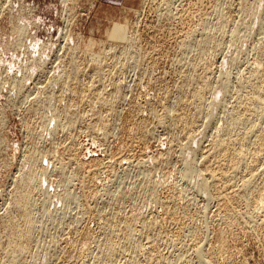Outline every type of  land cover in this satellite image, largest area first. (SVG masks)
Returning <instances> with one entry per match:
<instances>
[{
  "label": "rangeland",
  "instance_id": "rangeland-1",
  "mask_svg": "<svg viewBox=\"0 0 264 264\" xmlns=\"http://www.w3.org/2000/svg\"><path fill=\"white\" fill-rule=\"evenodd\" d=\"M119 24L127 25L125 42L116 31ZM263 27L264 0H0V221L12 211L28 155L35 153L38 160L39 187L31 202L35 232L26 264H96L93 257L110 239L105 227L137 211L143 221L156 227L146 231L141 221L135 223L134 242L143 248V253L135 254L136 264H147L143 260L149 247L162 252L163 264H201L194 250L197 245L212 264H264V205H258L260 209L240 196L231 207L241 220L227 227L223 200L214 199L218 194L213 188L210 194L202 191L199 177L206 163H212L210 148L215 138L224 136L232 123L228 118L244 111L252 117L254 103L244 83L253 82L249 75L260 65ZM188 75L197 77V84L210 86L205 94L207 111L193 116L191 133L177 117H167L171 110L181 115V100H192V90L199 85L190 87L194 80ZM103 100L113 102L114 111L100 106ZM193 108L188 106V112L192 114ZM65 111L72 114L73 127ZM58 112L57 120L54 113ZM130 116L134 123L145 121L144 142L128 135ZM257 121L261 131L264 118ZM105 123L109 131L103 135L99 131ZM230 127L235 139L239 130L234 128L232 137ZM249 145L244 148L250 150ZM192 157L193 168L199 171L185 175ZM262 157L264 153L252 164L248 156L245 161L251 163V170L245 169L248 164L242 165L235 177L228 178L233 183L230 180L225 191L240 195L247 171L260 174L253 176L254 181L258 179L255 186H260ZM67 172L76 176L64 189L61 178ZM146 184L157 187L156 200L143 194ZM67 189L73 195L71 201H64ZM174 212L178 213L176 223L170 217ZM198 224L201 236L195 238L191 233ZM221 233L231 258L211 256ZM81 244L91 245L89 256L82 255ZM124 246L116 253L115 264L132 260L133 251ZM0 259H5L1 247Z\"/></svg>",
  "mask_w": 264,
  "mask_h": 264
},
{
  "label": "bare ground",
  "instance_id": "bare-ground-1",
  "mask_svg": "<svg viewBox=\"0 0 264 264\" xmlns=\"http://www.w3.org/2000/svg\"><path fill=\"white\" fill-rule=\"evenodd\" d=\"M136 1H138V0H135V2ZM216 1V0H215ZM132 5H136L135 3L134 4H132ZM188 11V10H187ZM185 14V13H184ZM189 19V18H188ZM127 28V25H125V24H119V25H117V27H116V31H118V32H121V36H120V40L121 41H123V40H127V39H125L126 38V33L125 32H123V31H125L124 29H126ZM264 28V27H263ZM222 28L220 27V29L219 30H221ZM184 32V31H183ZM184 35V34H183ZM112 37V36H111ZM110 37V38H111ZM113 37H115V35L113 36ZM112 37V38H113ZM117 39V38H116ZM187 39V38H186ZM118 40H119V38H118ZM179 40V39H178ZM182 41V40H181ZM123 42H125V41H123ZM179 42V41H178ZM263 44V43H262ZM182 45V44H181ZM185 45V44H184ZM205 45V44H204ZM260 45V44H259ZM179 46V45H178ZM264 46V45H263ZM139 48V47H138ZM137 48V49H138ZM181 48V47H180ZM258 50V49H257ZM137 55V54H136ZM147 55V54H146ZM95 56V55H94ZM259 56H260V59H259V63H260V65H261V67H262V69H257L258 68V66L260 67V65H256L257 66V68H256V70L254 71V72H252V75H251V77H250V75H249V78L250 79H252L253 80V82L252 81H249L250 82V84H249V82H248V85H247V83L245 84L244 83V86H245V88L246 87H248L247 89H249V91H248V93L247 94H249V99H250V101L252 100V102L254 103L252 106H253V110H251L250 109V114L252 115V119L253 120H255V121H252V120H250L251 118L245 113L244 114V112H242V114L240 113V115H236L234 112H233V115L235 114L236 116H234L233 118L231 117V118H228L229 120H232V123L231 124H229L228 126H229V128H231L230 126H232V130L234 131V128H237L238 130H239V135L235 138V139H233V138H231V129L229 130V128L228 129H226L225 131H223V133H224V136H222V137H217V138H215V141L213 142V144L211 143V142H209V143H211L212 144V148H210V150H212V157L209 159V160H212V163L210 164H208V163H206V165L203 167V169L201 170V171H203V173L199 176L200 177V181H202V184L200 185L201 186V188H202V191L204 190V191H206L207 193H209L208 191H210V190H212V188L213 189H215L216 191H217V194L218 195H215V197H214V199L218 196L220 199H221V201L223 200V202H224V205H223V207H222V209H223V211H224V213H225V216H226V221H227V227H231L232 225H235V224H238L237 223V221H239V220H241V219H239V220H237V216H236V214H235V212L233 211V209H232V207H231V204L233 203V202H237V200L239 199V198H245V199H248L247 200V202L249 201L250 203L252 202L254 205H264V173L262 172V170L264 169V165H262L263 167H262V169H260L261 170V173H263L261 176H263V179H259L260 181H262L260 184V186H255V182L256 181H258V179L256 180V181H254L255 179H254V175H256V174H259V173H256L255 174V172L254 171H252L253 173H251V171L249 172V171H247V178H242V183H240V185H241V187L243 188V191H242V193L240 194V195H236V194H238V193H236V191H239V190H236V191H232L236 196H233L232 194H228L227 193V191H225V189L224 188H226L227 187V183H231V181H232V178L230 179V180H228V178H230V176L231 175H233L235 172H237L238 171V169H240V167L242 166V165H246V164H248L247 162H251L252 164L254 163V162H257L258 161V158H260L261 157V155L264 153V128H262L261 127V131H257V130H259L258 128H260L259 126L261 125L260 123L258 124V123H256V119L258 120L257 122H259V120L261 119V120H263V118H264V79L262 78V74H263V71H264V49H260L259 50ZM156 57V56H155ZM98 58V57H97ZM138 58V57H137ZM136 58V59H137ZM166 59V58H165ZM258 60V59H257ZM92 61V60H91ZM258 63V64H259ZM251 64H252V62H251ZM194 67H196V66H193V70H195L194 69ZM260 67V68H261ZM249 71V70H248ZM198 73V72H197ZM151 74V73H150ZM194 73L192 72L191 73V75H193ZM189 76V75H188ZM188 76H187V79H188ZM194 77L196 76L195 74L193 75ZM193 76H189V78L191 79L190 81H192V79L194 78ZM246 77V76H245ZM197 78V77H196ZM193 79L194 81H192L191 83H190V87H191V85H193V83H196L198 80L197 79ZM200 78V77H199ZM196 80V81H195ZM186 81V80H185ZM189 81V82H190ZM188 82V81H187ZM188 82V83H189ZM252 82V83H251ZM176 83V82H175ZM188 83H185L186 85L188 84ZM199 83V82H198ZM239 84H240V81L238 82ZM242 83V82H241ZM197 84V83H196ZM238 84V85H239ZM197 85H199V84H197ZM247 85V86H246ZM240 86H242V85H240ZM240 86H239V89L241 90V88H240ZM189 87V86H188ZM192 88H194V86L192 87ZM243 89H244V87H242ZM208 90H210V86L208 87V85L206 84V83H201L199 86H196V88L195 89H193L192 90V100L190 99H183V100H181V102L180 103H182V105L180 106V108L182 107L183 109H184V112H182V114L181 115H179V116H176L173 112H172V110H171V112H169L170 114H167V117L168 118H171V119H173V118H176L177 117V119H178V121L179 122H181L182 123V125L184 126V127H186L187 128V130H188V132L189 133H191L192 132V126H193V116H199L200 117V115H202V114H204L206 111H207V109H206V99H205V94H207L206 92L208 91ZM239 90V92H241ZM245 91H246V89H244ZM99 92V91H98ZM226 92V91H225ZM81 93H83V92H81ZM248 95H246V96H244V98L245 97H247ZM242 97V96H241ZM242 99H243V97H242ZM247 99H248V97H247ZM173 100V99H172ZM184 100H185V103H183L184 102ZM190 101L193 103V104H191L190 103ZM248 101V100H247ZM246 101V102H247ZM249 101V102H250ZM99 102V101H98ZM245 102V103H246ZM100 103V102H99ZM189 103V104H188ZM188 104V105H187ZM252 104V103H251ZM94 105V104H93ZM193 106L194 108H193V113L191 114V113H189L188 112V106ZM247 105V104H246ZM100 106H108V107H110L111 108V110L112 111H114V103L113 102H110V101H102L101 102V104H100ZM250 106V105H249ZM71 107V106H70ZM251 107V106H250ZM75 108V107H74ZM235 108V107H234ZM249 108V107H248ZM70 110V109H69ZM92 110V109H91ZM249 110V109H248ZM243 111V110H242ZM66 112V111H65ZM64 112V114L65 115H67L68 117H70V124L69 125H72V127H73V123H74V120H72L73 118V116H72V114H70V115H68L69 113L68 112H66L65 113ZM236 112V111H235ZM99 113V112H98ZM97 113V114H98ZM107 113H108V111H107ZM230 113V112H229ZM238 114V113H237ZM248 114H249V112H248ZM232 115V114H231ZM256 116L255 118L256 119H254V117L253 116ZM54 116L57 118V120H58V118H60V116H61V113L60 112H58V113H54ZM74 116H75V113H74ZM100 115H98V117H99ZM102 116V115H101ZM100 116V117H101ZM230 117V116H229ZM55 118V119H56ZM131 118H132V116H130V120H131ZM54 119V120H55ZM76 120V119H75ZM162 120H164V119H162V117H161V121ZM61 121V120H60ZM63 121V120H62ZM61 121V122H62ZM252 121V122H251ZM94 122V121H93ZM160 122V121H159ZM95 124L97 123V122H94ZM199 123V122H198ZM263 123V122H262ZM94 124V125H95ZM203 124V123H202ZM258 124V128H257V125ZM264 124V123H263ZM93 125V124H92ZM145 121H138L137 123H134L132 120H131V128L130 129H128L127 130V133H128V135H131V136H133V137H136V136H138L139 137V139L142 141V142H144L145 140H146V138H147V136H148V133H147V131H146V127H145ZM195 125V124H194ZM205 125V124H204ZM130 126V125H129ZM263 126V125H262ZM63 127V130H64V126H62ZM94 127H96V125L94 126ZM98 127V126H97ZM197 128V127H196ZM197 130V129H196ZM195 130V131H196ZM219 130V129H218ZM237 130V131H238ZM55 131V130H54ZM99 131V130H98ZM102 131V134L103 135H106L107 133H108V131H109V129H108V125H107V123H105V124H103V126L101 127V129H100V131L99 132H101ZM236 131V130H235ZM235 131L233 132L234 133V136H232V137H235ZM240 131H243V132H240ZM113 132V131H112ZM196 132H198V133H200L198 130L196 131ZM195 132V133H196ZM88 133V132H87ZM194 133V132H193ZM194 133V134H195ZM214 133H216V132H214ZM219 133V132H218ZM250 133H252V134H254V135H252V136H254V137H252L251 136V139H250ZM201 134V133H200ZM233 135V134H232ZM237 135V134H236ZM189 136H190V134H189ZM186 137H187V140H188V135H186ZM192 136H190L189 138H191ZM130 138V137H129ZM195 138V137H194ZM199 139V137L198 136H196V139ZM209 140L211 139V138H208ZM213 139V138H212ZM192 140H193V138H192ZM196 141V140H195ZM199 141V140H198ZM180 142V141H179ZM201 142V141H200ZM182 143V142H181ZM251 144V146H253L250 150L248 149V148H244V147H249L250 145L249 144ZM199 144V143H198ZM205 144V143H204ZM248 144V145H247ZM186 145V144H185ZM199 146V145H198ZM181 147V146H180ZM185 147V146H184ZM209 147V146H208ZM109 148V147H108ZM182 149H183V147H181ZM207 148V147H206ZM206 148H205V150H206ZM202 149V148H201ZM203 150H204V147H203ZM243 150H245L246 152H245V154H246V157H244L245 159H241V156L240 155H242L243 153ZM33 152H34V150H33ZM195 152V151H194ZM194 152H193V154H194ZM204 152V151H203ZM206 152H208V151H206ZM251 152V153H250ZM131 153V152H130ZM208 153H211V151L210 152H208ZM28 154H29V152H28ZM192 153H191V155H193ZM247 154H249L248 156L250 157V160L249 161H245L246 159H249L248 158V156H247ZM55 155V154H54ZM206 155H209V154H206ZM53 156V155H52ZM164 156V155H163ZM203 156H204V153H203ZM243 156H245V155H243ZM200 157H201V155H200ZM44 158H46L45 156H44ZM124 158V157H123ZM199 158V157H198ZM205 159H206V157H204ZM243 158V157H242ZM264 157H262V159H260V161L262 160V161H264V159H263ZM52 159H54V158H52ZM71 159V158H70ZM122 159V158H121ZM138 159V158H137ZM191 160V162H189V164H188V168H187V170L185 171V175H188V174H191V172L193 173V172H195V170H196V172L197 171H199V170H197V168L194 170V168H193V162H194V160H193V157L190 159ZM193 160V161H192ZM199 160V159H198ZM204 160V159H203ZM202 160V161H203ZM60 161V160H59ZM64 161V160H63ZM94 161V160H93ZM126 161V160H125ZM41 162V161H40ZM58 162V161H57ZM116 162V161H115ZM118 162V161H117ZM259 162V161H258ZM27 166H26V171H25V173H23V174H21V175H19L20 176V178H19V180H18V184H17V187H16V190H15V194H14V200H13V202H12V211L11 212H9V215L5 218V219H3V220H1L0 221V247L1 248H3V251L5 252V259L2 261V262H0V264H26L27 263V261L31 258V256H32V240H33V236H34V232H35V230H34V221H33V212H32V204H31V202H32V195H33V192H35V190L37 189V186L39 187V185H38V176H37V172H36V170H37V165H38V160H37V157H36V155H35V153L34 154H29L28 155V157H27ZM69 163V162H68ZM133 163V162H132ZM141 163H143V162H141ZM161 163H163V162H161ZM191 163V164H190ZM193 163V164H192ZM251 163H250V165H251ZM261 163V162H260ZM260 163H256V164H260ZM146 164V163H145ZM262 164H264V162L262 163ZM26 165V164H25ZM54 165V164H53ZM61 165V164H60ZM143 165V164H142ZM141 165V166H142ZM249 165V164H248ZM247 165V166H248ZM244 166L245 167V169H249L251 166ZM187 166V165H186ZM259 167H260V165H258ZM60 167V166H59ZM72 167H73V165H72ZM253 167V166H252ZM64 168V167H63ZM94 168V167H93ZM141 168V167H140ZM156 168V167H155ZM84 169V168H83ZM245 169H243L244 170V173H245ZM253 169V168H252ZM255 169V168H254ZM253 169V170H254ZM258 169V170H259ZM86 170V169H85ZM243 170H241V171H243ZM250 170H251V168H250ZM62 172L64 171V169H62L61 170ZM62 172H61V174H62ZM248 172H249V174L251 173V175H249L248 174ZM257 172H259V171H257ZM22 173V172H21ZM200 173V172H199ZM244 173H240V175L242 174H244ZM195 174V173H194ZM193 174V175H194ZM239 174V173H238ZM74 175V174H73ZM85 175V174H84ZM237 175V174H236ZM241 175V176H242ZM248 175H249V177H248ZM260 175V174H259ZM61 176V175H60ZM65 176V175H64ZM76 176V175H75ZM74 176V177H75ZM190 176H192V175H190ZM258 176V175H257ZM74 177L71 175V174H69L68 175V172H67V175L65 176V177H62L61 179H62V181H61V184L62 183H64V189H65V187H68L69 186V184H70V182L74 179ZM231 177H233V176H231ZM234 177H235V174H234ZM238 177V176H237ZM236 177V178H237ZM243 177V176H242ZM246 177V176H245ZM259 177V176H258ZM60 178V177H59ZM73 178V179H72ZM156 178V177H155ZM236 178H233V179H236ZM256 178V177H255ZM261 178V177H260ZM238 179V178H237ZM161 180V179H160ZM200 181H198V182H200ZM228 181V182H227ZM237 181V180H236ZM236 181H234L235 183H236ZM239 181H240V179H239ZM162 182V181H161ZM154 183V182H153ZM232 183H233V181H232ZM161 184V183H160ZM163 184H165V183H163ZM157 185H159V183L157 184ZM219 185H221V187H217V186H219ZM231 186V185H230ZM234 187H237V184H236V186H234ZM219 188V189H218ZM239 188V187H238ZM77 189V188H76ZM231 189H235V188H230V190ZM239 189H241V188H239ZM90 190V189H89ZM215 190H214V192H215ZM229 190V191H230ZM87 192V191H86ZM85 192V193H86ZM213 192V191H212ZM212 192H210V193H212ZM64 193H66L65 195H64V201H67L71 196L73 197V195H71V191H70V189H67L66 190V192H64ZM209 193V194H210ZM240 193V192H239ZM80 194V193H79ZM91 194H92V192H91ZM143 194L144 195H146L149 199H153V200H156L159 196L157 195V187L156 186H153V188H149L148 187V185L146 184L145 186H144V188H143ZM176 194V193H175ZM214 195V193L212 194V196ZM241 196V197H240ZM74 197H75V195H74ZM78 198V197H77ZM171 198V197H170ZM173 198V197H172ZM178 198V197H177ZM211 198V197H210ZM243 198V199H244ZM249 198H251V199H249ZM13 199V198H12ZM71 199V198H70ZM69 199V201H71ZM76 198H73L72 200L74 201ZM79 199V198H78ZM161 199V198H160ZM218 199V198H217ZM126 200H128V199H126ZM166 201H168V200H166ZM179 201V200H178ZM220 201V200H219ZM217 202V201H216ZM222 202V203H223ZM243 202H246V201H243ZM246 202V203H247ZM218 203H220V202H218ZM133 204V203H132ZM168 204V203H167ZM217 204V203H216ZM243 204V203H242ZM248 204V203H247ZM162 205V204H161ZM253 205V206H254ZM169 206V205H168ZM255 207V208H257V209H261L262 207L260 206H258V207ZM167 207V206H166ZM172 207V206H171ZM221 207V206H220ZM242 207V206H241ZM244 207V206H243ZM247 207H248V205H247ZM250 207V206H249ZM163 208V207H162ZM239 208V207H238ZM246 208V207H245ZM244 208V209H245ZM251 208V207H250ZM252 209V208H251ZM254 209V208H253ZM263 209V208H262ZM172 210V209H171ZM189 210V209H188ZM217 210H219V209H217ZM8 211V210H7ZM180 211V210H179ZM257 211V210H256ZM255 211V209H254V212H256ZM117 212V211H116ZM163 212V211H162ZM185 212V211H184ZM217 212V211H216ZM253 212V213H254ZM259 212V211H258ZM263 212V211H262ZM8 213V212H7ZM153 213V212H152ZM164 213V212H163ZM223 213V212H222ZM223 213V214H224ZM237 213V212H236ZM252 213V212H251ZM181 214V213H180ZM197 214V213H196ZM246 214V213H245ZM255 214V213H254ZM253 214V215H254ZM264 214V213H263ZM85 215V214H84ZM213 215V214H212ZM238 215H240V213L238 214ZM247 215H248V213H247ZM251 215V214H250ZM256 215V214H255ZM254 215V216H255ZM164 216V215H163ZM185 216V215H184ZM183 216V217H184ZM199 216V215H198ZM221 216V215H220ZM170 217H171V219L172 220H174L175 221V223H176V221H178V213H176V212H174V213H171L170 214ZM205 217H206V215H205ZM204 217V218H205ZM246 217V216H245ZM249 217L250 216H248L247 218L249 219ZM263 217H264V215H263ZM263 217H262V219H263ZM116 218V216L113 218V219H115ZM189 218H190V215H189ZM188 218V219H189ZM193 218V217H192ZM220 218V217H219ZM239 218H241V216L239 217ZM250 218H252V217H250ZM155 219V218H154ZM159 219V218H158ZM161 219V218H160ZM253 219H254V217H253ZM261 219V220H262ZM143 220H145V219H142V216H141V214H140V212H136L135 213V215L134 216H130V217H124V218H122L120 221H119V224H118V221L117 222H113V223H110V224H108L106 227H105V230L108 232L107 234L109 235V240L107 241V242H105V243H103V245L101 246V248H99L100 249V251L98 252V255H96V257H93L94 258V260H95V262H96V264H115V260H114V257L116 256V253H118V250L120 249V248H122L124 245H128V247L129 248H131V252L130 253H132V251H133V253H134V256H133V258H132V260L129 262V264H136L138 261H137V259L135 258V254H140V253H143V248L141 249V247L142 246H139V244L137 243V242H134V240H135V223L137 222V221H141V223H142V228H143V230H153L155 227H156V225H155V223L154 222H151V221H143ZM169 221H171L170 220V218H169ZM180 221V220H179ZM187 221V220H186ZM201 221V220H200ZM208 221V220H207ZM222 221H225V220H222ZM244 221V220H243ZM157 222H158V220H157ZM156 222V223H157ZM160 222V221H159ZM188 222V221H187ZM190 222H192V221H190ZM196 222V224H197V220L195 221ZM195 222H193V223H195ZM202 222V221H201ZM209 222V221H208ZM220 222V221H219ZM166 223H168L167 221H166ZM174 223V222H173ZM185 223V222H184ZM192 223V224H193ZM158 224H160V223H158ZM170 224V223H169ZM186 224V223H185ZM188 224V223H187ZM185 225V226H191V224L190 225ZM244 224H246V223H244ZM243 224V225H244ZM255 224H258V223H255ZM166 225V224H165ZM171 225H173V224H171ZM195 225V224H194ZM194 225H193V227H194ZM247 225V224H246ZM251 225H253V224H251ZM167 226V225H166ZM165 226V227H166ZM174 226H175V224H174ZM180 226V225H179ZM200 224H198V227L196 226L195 228H194V230H192L193 231V233H191V234H193V236L195 237V238H198L199 236H201V232H200V228H202V226H200ZM205 226V225H204ZM258 226V225H257ZM162 227V226H161ZM177 227V226H176ZM192 227V226H191ZM236 227V226H235ZM251 227H253V226H251ZM262 227V226H261ZM178 228V227H177ZM180 228V227H179ZM158 229V228H157ZM191 229V228H190ZM211 229V228H210ZM233 229V228H232ZM231 229V230H232ZM247 229V228H246ZM138 230V229H137ZM173 230V229H172ZM189 230V229H188ZM161 231V230H160ZM159 231V232H160ZM202 231V230H201ZM252 231H253V229H252ZM255 231V230H254ZM162 232V231H161ZM191 232V231H190ZM189 232V233H190ZM206 232V231H205ZM220 232H222V230L220 231ZM146 233V232H145ZM158 233V232H157ZM164 233H165V231H164ZM178 233V232H177ZM219 233V232H218ZM235 233V232H234ZM118 234H120V237H121V239L118 237ZM163 234V233H162ZM191 234H189V235H191ZM159 235V234H158ZM205 235V234H204ZM218 235V234H217ZM222 233L221 234H219L217 237H216V239H215V242H214V246H212L213 247V250H212V257L213 256H216L217 257V255L218 256H223L224 258H227V254L229 253L228 251H227V247H226V244H225V241H224V239L222 238ZM257 235V234H256ZM260 235V234H259ZM88 236H89V234H88ZM192 236V237H193ZM146 237H147V235H146ZM150 237V236H149ZM160 237H161V234H160ZM193 237V238H194ZM203 237V236H202ZM224 237V236H223ZM258 237H260V236H258ZM2 238H5L6 239V241L5 242H3L2 241ZM89 239H90V237H88ZM106 238H107V236H106ZM175 238V237H174ZM185 238V237H184ZM85 239V238H84ZM139 239V238H138ZM152 239V238H151ZM159 239V238H158ZM162 239V238H161ZM170 239V238H169ZM168 239V240H169ZM173 238H171V240H172ZM183 239V238H182ZM190 239H192V238H190ZM119 240V241H118ZM150 240V239H149ZM193 240V239H192ZM199 240V239H198ZM204 240V239H203ZM203 240H199V241H203ZM83 241V240H82ZM89 241H91V240H89ZM92 241H94V240H92ZM123 243V244H120L121 242ZM194 241V240H193ZM160 242V241H159ZM173 242V241H172ZM195 242H196V239H195ZM207 242V241H206ZM83 243V242H82ZM86 243V242H85ZM158 243V242H157ZM176 243V242H175ZM189 243H190V240H189ZM210 243V242H209ZM232 243V242H231ZM174 244V243H173ZM191 244V243H190ZM193 245H194V243H192ZM198 244H201V242L200 243H198ZM207 244V243H206ZM82 245V244H81ZM84 245V244H83ZM82 245V246H83ZM96 245V244H95ZM150 245H151V243H150ZM167 245V244H166ZM179 245V244H178ZM181 245V244H180ZM196 245V244H195ZM201 245H203V244H201ZM91 246V245H90ZM90 246H88V244H86V245H84L83 247H82V249L80 248V251L83 253L82 255H84V254H88L89 253V251H90V249H89V251H88V248L90 247ZM148 246V245H147ZM152 246V245H151ZM174 246V245H173ZM204 246V245H203ZM208 246V245H207ZM206 246V247H207ZM81 247V246H80ZM125 247V246H124ZM145 248H146V246H144ZM158 247V246H157ZM196 247V248H195ZM194 248V250H195V252H197L198 253V255H199V257H200V261L199 262H201V264H212V258H211V260H210V258H207L206 256H204L203 255V252H202V248L200 247V245H197V246H195ZM240 247V246H239ZM92 248V247H91ZM126 248V247H125ZM125 248H124V250H125ZM128 248V249H129ZM201 248V249H200ZM230 248V247H229ZM75 249V248H74ZM123 249V248H122ZM232 249V248H231ZM230 249V250H231ZM234 249V248H233ZM237 250V249H236ZM63 251V250H62ZM62 251H60V253L62 252ZM87 251V252H86ZM145 251V250H144ZM160 250L158 249V251L155 249V248H153V247H149L148 249H147V254H146V258L143 260V261H145L146 260V262H147V264H163V261H162V257L161 256H163V254L161 255V253H158ZM81 252H79V256H80V253ZM210 252V251H209ZM121 253V252H120ZM119 253V254H120ZM208 253V252H207ZM211 253V252H210ZM204 254H206V253H204ZM76 255V254H75ZM85 255V256H86ZM91 255V254H90ZM145 255V254H144ZM197 255V256H198ZM208 255H209V253H208ZM229 255V254H228ZM70 256H71V254H70ZM88 256H89V254H88ZM126 256V255H125ZM130 256H131V254H130ZM143 256V255H142ZM141 256V257H142ZM232 256V255H231ZM78 257V256H77ZM136 257H137V255H136ZM145 257V256H144ZM222 257V258H223ZM229 257H230V255H229ZM228 257V258H229ZM69 258V257H68ZM88 258V257H87ZM129 258V257H128ZM143 258V257H142ZM219 257H217V259H218ZM221 258V257H220ZM231 258V257H230ZM83 259V258H82ZM85 259H86V257H85ZM123 259V258H122ZM234 259V258H233ZM1 260V259H0ZM93 260V261H94ZM199 260V259H198ZM220 260H222V259H220ZM219 260V261H220ZM224 261H226L225 259H223ZM229 260V259H228ZM121 262H122V260H120ZM141 261V260H140ZM216 261H218V260H216ZM230 261V260H229ZM229 261H227V262H229ZM94 262V263H95ZM124 262V261H123ZM164 262H166V261H164ZM222 262V261H221ZM226 262V263H227ZM79 263H80V261H79ZM118 263V262H117ZM141 263V262H140ZM217 264H218V262H216ZM215 263V264H216ZM78 264V263H77ZM122 264V263H121ZM143 264H145V263H143ZM166 264H168V262L166 263ZM171 264V263H170ZM222 264V263H221ZM223 264H224V262H223Z\"/></svg>",
  "mask_w": 264,
  "mask_h": 264
}]
</instances>
